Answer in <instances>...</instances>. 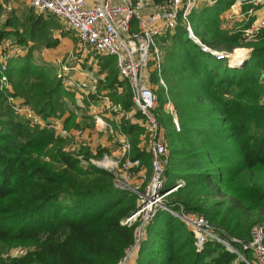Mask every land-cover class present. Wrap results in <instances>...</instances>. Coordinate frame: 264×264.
<instances>
[{
  "label": "trees",
  "instance_id": "obj_1",
  "mask_svg": "<svg viewBox=\"0 0 264 264\" xmlns=\"http://www.w3.org/2000/svg\"><path fill=\"white\" fill-rule=\"evenodd\" d=\"M234 1L202 6L191 16L194 32L212 51L242 48L235 53L240 55L250 49L249 59L230 68L228 59L205 52L183 26L161 36L168 94L160 90L154 115L165 131L166 190L182 184L167 205L204 218L236 252L215 240L199 248L193 231L166 211L157 213L136 244L139 223H123L136 212L137 196L117 189L114 173L86 163V153L70 148L71 131L81 128L76 111L83 110L75 92L47 68L35 67L29 52L8 65L11 90L0 82V264H120L135 244L126 264L255 263L252 250L235 240L249 242L255 228H264V29L248 42L224 30L221 16ZM49 15L29 13L33 22L22 32L0 29V43L10 36L17 45L47 42L55 17ZM105 83L114 104L131 113L133 93L116 67ZM167 95L180 131L165 112ZM11 98L24 100L45 121L64 119L65 134L31 126L14 113ZM135 117L144 120L140 112ZM144 127L131 119L120 124L131 158L152 175L151 153L140 148ZM14 246L29 247L27 255L1 258Z\"/></svg>",
  "mask_w": 264,
  "mask_h": 264
},
{
  "label": "built area",
  "instance_id": "obj_2",
  "mask_svg": "<svg viewBox=\"0 0 264 264\" xmlns=\"http://www.w3.org/2000/svg\"><path fill=\"white\" fill-rule=\"evenodd\" d=\"M28 1L31 7L38 12L51 14L63 20L90 50L102 56L113 57L120 78L131 87L133 103L143 115L144 126L149 131L150 141L146 149L150 151L152 156V175L150 182L146 185L147 187L145 186L146 189L140 191V187L134 189H128L127 186L118 187L120 190L131 194L134 191L137 195V210L123 223L127 226L139 223L135 230L136 244L143 237L145 228L154 220L157 213L166 211L180 218L193 231L196 237V245L199 248H202L207 240H215L230 251L236 252L229 242L213 232L204 218L187 214L183 206H180L179 209L167 206L168 196L181 188L182 184L165 191L168 150L161 135L159 122L154 115L158 105V97L148 87L150 84V65H155L157 70L162 68L160 37L168 32L174 34L179 26H183L189 37L197 45L205 52L214 55L218 60L231 59L232 54L237 52L238 49H235L231 54L212 51L201 43L194 32L191 16L196 10L205 5L214 6L221 0H167L161 4H155L150 0ZM261 9H264V0H235L228 10L230 33H240L245 41L257 39L264 29V17L258 15ZM239 18L243 24L236 26ZM19 50H21L20 46L10 40L3 42L0 46L2 89L11 90L6 72L10 61L18 55ZM60 78L66 89L75 93L79 92L85 97V83L77 84L69 76ZM160 80L164 84L162 78ZM10 103L14 113L24 118L31 126L47 128L60 136L65 134L61 120H43L22 99L11 98ZM120 109L118 106H114L116 112H119ZM174 122L176 130L180 131L178 121L175 119ZM100 126L107 129L115 137V129L111 125L102 120ZM77 135L82 137L83 130L78 129ZM120 138L122 140V153L118 160L114 161L105 157L95 161L90 158L86 163L112 173L115 169L124 172H138L142 169V162L131 158L132 146L127 136L120 135ZM118 176H116L115 182ZM235 241L242 244L245 250H252L255 257L254 264H264V228H255L252 232V240L249 242ZM132 250L127 254L126 260L130 257ZM14 255L22 256L24 250L17 249ZM244 261L247 264H252L245 259Z\"/></svg>",
  "mask_w": 264,
  "mask_h": 264
},
{
  "label": "rangeland",
  "instance_id": "obj_3",
  "mask_svg": "<svg viewBox=\"0 0 264 264\" xmlns=\"http://www.w3.org/2000/svg\"><path fill=\"white\" fill-rule=\"evenodd\" d=\"M199 9L200 8H198L196 12ZM29 13H32L33 15L36 16L39 15H45L46 17L50 16L49 14L40 13L36 9L32 8L28 0H0V29L14 31L13 28H17L18 30H20V32H22V30H25L27 26H29L33 22V21L29 22L28 20ZM53 20L54 21H51L53 24L51 25L48 41L41 44L40 43L35 44L32 43V41L27 40L24 45H19L21 50H19V53L15 58L23 57L29 52H32L34 65L35 67L37 66L38 69L41 67L47 68V71L52 76H56L57 79H61L60 77L69 76L73 78V80L77 84L85 83L86 84V87L84 88V91L86 92L85 99L89 100V105L92 102H94V105L98 106L101 109V111H103V113H108L113 115L114 118L112 122L116 126L117 121L115 120V117L119 115V112L115 114L116 110L113 111L111 109L112 111L109 112L106 109L110 104L113 106H117V105L114 104L111 98H109V100L106 99L107 95L110 94L111 91L108 92L106 90V85H105L106 84L105 82H107V78L109 75V70L115 68L116 63H113L112 61L108 60L110 58L109 56L99 55L96 52L87 48L76 36V34L69 29V27L65 24L63 20H61L58 17H53ZM15 39L16 37L14 36L6 37L1 41L0 46L5 41L10 40L13 42V40ZM159 44L162 52V68L160 70H157L155 68V65L153 64L150 65V70H151L150 84L148 85V87H150L156 93L158 97V103L160 99L159 93L162 88L164 89V92L168 94V86L162 76L165 49H163L161 43ZM238 49H242V48H238ZM243 50L247 52L245 56H243V53L238 56H233L235 54L233 53L232 54L233 57L231 56V59L227 60L230 68H240L249 59L252 50L246 48ZM236 60L239 61L237 62ZM161 78L164 84L161 83L160 80ZM152 79H156L157 80L156 83L153 82ZM121 92L122 91H118V93ZM86 105L82 114L86 115L85 119L89 118V120L86 119L87 121L86 125L85 124L82 125V123H80V126L83 131L88 130L87 136H85V138L80 140L81 136L75 138L73 134H71V140H72L71 144L77 145L78 148L76 150L80 151V153L83 152L84 156L86 153L89 158H92L95 161L102 160L105 157L110 158V153L108 152L109 149L103 147L101 144H104V141L106 139L107 141H112L113 138L112 143L114 145H119L118 135L115 134V137H113V135H111L110 133H104L105 131L103 133H100L99 130L97 131V129L99 128L96 127V124L94 123V119H92V116H90L91 108ZM81 106H83V103L81 104ZM118 107L121 108L120 105ZM138 112L140 111L134 104V109L133 111H131V113H129L130 115L128 117H126V115L125 117L124 116L123 117L117 116V117L120 118L118 119L120 123H122L123 119H131L133 123H137L140 124L141 126L142 125L144 126V120L142 118L136 119L135 117L136 113ZM165 112L173 116L174 120L176 119L178 121L177 112L174 108L173 103L169 100V97H168V102L165 105ZM87 115L89 117H87ZM74 130L77 131L78 128ZM143 130L144 132L142 133L141 136V140L143 143L141 142V144L144 145L143 146V150H144V148L148 146L150 139H149V134L146 135V127H144ZM161 133L163 134L164 137L165 131L163 129ZM91 145L92 148L90 147ZM113 173L116 176L120 174L122 175V176L121 175L118 176L117 181L115 182V187L117 189H119L121 186H127L126 188L128 189L131 188L134 189L136 187H140L139 190L143 191L144 189H146L147 187L146 185L148 182H150L151 179V175H149L148 171L145 172L142 169L134 173L124 172L115 169ZM166 183H165V191H168L169 189L166 190ZM174 193L168 196L167 200H170V198ZM133 194H135L134 191ZM135 196L137 195L135 194ZM17 249L24 250V255L15 256L14 254ZM28 250L29 247L27 246H18V247L14 246L4 251L3 254L1 255V258L19 259L27 255ZM129 260L130 257L128 258V260H124L122 263L126 264Z\"/></svg>",
  "mask_w": 264,
  "mask_h": 264
},
{
  "label": "crops",
  "instance_id": "obj_4",
  "mask_svg": "<svg viewBox=\"0 0 264 264\" xmlns=\"http://www.w3.org/2000/svg\"><path fill=\"white\" fill-rule=\"evenodd\" d=\"M200 10V9H199ZM228 15H229V11H226L223 13V15L221 16L222 18V21H223V25H222V28L228 32H230L229 30V25H228ZM258 15H260V17H264V9L260 10ZM241 18L238 19V23L236 24V26L239 24H243L240 20ZM215 57V56H214ZM109 92V90H107ZM76 94V100H77V105L82 108V110H84L85 108V105H84V102H85V97L81 94V93H75ZM109 94L107 95L106 99L109 100ZM89 102V100H87ZM83 103V106H81V104ZM87 106V105H86ZM90 108H91V113H90V116H92V119H94V123L96 124V127L99 128L97 129V131L99 130L100 133H109L107 129L105 128H101L100 124L102 123V120H104L107 124L111 125L114 129H115V134L118 135V142H119V145H114L112 142H113V138H112V141H107V139L104 141V144H101L103 147H106L108 148V152L110 153V159L111 160H118L121 156V147H122V140L120 138V135H125L123 134V132L120 130V121L118 119H120L119 117H123V116H127L128 114H125L124 112H122V110L120 109L119 110V117H115V120L117 121V124L116 126L113 124V115L111 114H108V113H103V111H101V109L98 107V106H95L94 105V102H92L90 105H88ZM119 106V105H117ZM88 107V108H89ZM109 112L110 111H114V106L113 105H109L107 108H106ZM112 109V110H111ZM103 110V109H102ZM105 110V109H104ZM83 111H81V114H80V111H76V113H78V122L79 123H82V125H84L85 123H87L86 119L83 116L82 114ZM118 113V112H115V114ZM85 116V115H84ZM88 116V115H87ZM89 117V116H88ZM56 120H61L62 123L64 122V119H56ZM89 120V119H87ZM81 129V128H80ZM87 133H88V130H84L83 131V136L80 138V140H82L83 138H85V136H87ZM71 134H73V136L76 138L78 137L77 135V131L76 130H72L71 131ZM126 136V135H125ZM145 144V142H144ZM118 146V147H117ZM143 144L140 145V148L143 150ZM92 148V145L90 146ZM70 148H73V149H77L78 146L75 145V144H71ZM94 150V149H93ZM90 159V158H89ZM142 170L147 172L148 171V168L145 164H142Z\"/></svg>",
  "mask_w": 264,
  "mask_h": 264
},
{
  "label": "bare ground",
  "instance_id": "obj_5",
  "mask_svg": "<svg viewBox=\"0 0 264 264\" xmlns=\"http://www.w3.org/2000/svg\"><path fill=\"white\" fill-rule=\"evenodd\" d=\"M241 53H243V56H245L246 55V51H244V52H241ZM239 54V53H238ZM238 54H234L233 56H235V55H238ZM232 56V57H233ZM237 62L239 61V60H236Z\"/></svg>",
  "mask_w": 264,
  "mask_h": 264
},
{
  "label": "water",
  "instance_id": "obj_6",
  "mask_svg": "<svg viewBox=\"0 0 264 264\" xmlns=\"http://www.w3.org/2000/svg\"><path fill=\"white\" fill-rule=\"evenodd\" d=\"M126 260V259H125ZM120 264H124V263H120Z\"/></svg>",
  "mask_w": 264,
  "mask_h": 264
}]
</instances>
